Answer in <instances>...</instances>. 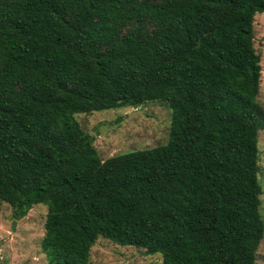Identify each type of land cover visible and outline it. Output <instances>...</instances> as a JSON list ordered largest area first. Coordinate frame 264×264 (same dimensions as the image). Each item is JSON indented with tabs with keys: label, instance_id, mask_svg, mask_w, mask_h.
I'll list each match as a JSON object with an SVG mask.
<instances>
[{
	"label": "trees",
	"instance_id": "obj_1",
	"mask_svg": "<svg viewBox=\"0 0 264 264\" xmlns=\"http://www.w3.org/2000/svg\"><path fill=\"white\" fill-rule=\"evenodd\" d=\"M264 0H0V202L45 206L46 264L100 236L161 264H255ZM147 101L166 141L100 158L75 114Z\"/></svg>",
	"mask_w": 264,
	"mask_h": 264
},
{
	"label": "rangeland",
	"instance_id": "obj_2",
	"mask_svg": "<svg viewBox=\"0 0 264 264\" xmlns=\"http://www.w3.org/2000/svg\"><path fill=\"white\" fill-rule=\"evenodd\" d=\"M253 47L259 55L260 76L256 101L264 112V12L253 15ZM171 109L163 102L147 101L138 107H116L75 114L84 131L93 136L100 158L142 149L166 141ZM259 212L264 222V128L257 132ZM11 209L0 202V264H46L40 249L45 206L35 204L12 224ZM86 264H161L160 254L120 245L98 237ZM255 264H264V231L255 250Z\"/></svg>",
	"mask_w": 264,
	"mask_h": 264
}]
</instances>
